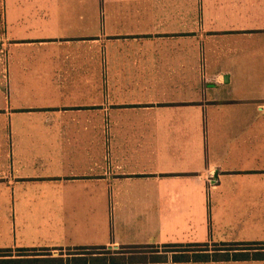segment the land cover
Instances as JSON below:
<instances>
[{
	"label": "crops",
	"instance_id": "1",
	"mask_svg": "<svg viewBox=\"0 0 264 264\" xmlns=\"http://www.w3.org/2000/svg\"><path fill=\"white\" fill-rule=\"evenodd\" d=\"M214 238L264 242V0H0V249ZM207 263L264 260L147 264Z\"/></svg>",
	"mask_w": 264,
	"mask_h": 264
},
{
	"label": "trees",
	"instance_id": "2",
	"mask_svg": "<svg viewBox=\"0 0 264 264\" xmlns=\"http://www.w3.org/2000/svg\"><path fill=\"white\" fill-rule=\"evenodd\" d=\"M160 248L80 246L68 248L67 253L59 248L58 256L50 248H5L0 249V264H147L165 262L170 256L174 262L264 260V242L166 244Z\"/></svg>",
	"mask_w": 264,
	"mask_h": 264
},
{
	"label": "rangeland",
	"instance_id": "3",
	"mask_svg": "<svg viewBox=\"0 0 264 264\" xmlns=\"http://www.w3.org/2000/svg\"><path fill=\"white\" fill-rule=\"evenodd\" d=\"M214 240H215V242H208V243H229V242H221V241H217L216 238H214ZM211 241H213V240L211 239ZM200 243H207V242H200ZM186 244H187V243H186ZM147 250H149V248L145 249V251H147ZM160 250H163V248L161 247ZM64 252L67 253V251H64ZM59 253H60V251L57 250V251H56V254H59ZM207 264H208V263H207Z\"/></svg>",
	"mask_w": 264,
	"mask_h": 264
}]
</instances>
